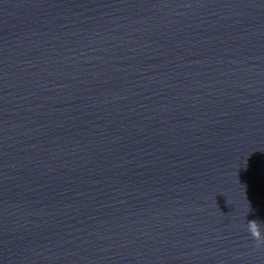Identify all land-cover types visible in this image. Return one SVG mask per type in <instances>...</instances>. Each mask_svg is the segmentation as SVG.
Listing matches in <instances>:
<instances>
[{
	"label": "water",
	"instance_id": "water-1",
	"mask_svg": "<svg viewBox=\"0 0 264 264\" xmlns=\"http://www.w3.org/2000/svg\"><path fill=\"white\" fill-rule=\"evenodd\" d=\"M264 0H0V264H264Z\"/></svg>",
	"mask_w": 264,
	"mask_h": 264
},
{
	"label": "clouds",
	"instance_id": "clouds-1",
	"mask_svg": "<svg viewBox=\"0 0 264 264\" xmlns=\"http://www.w3.org/2000/svg\"><path fill=\"white\" fill-rule=\"evenodd\" d=\"M259 224L260 222L257 221H249L248 231L250 232L251 236L255 238L256 241L264 242V236H262L259 231Z\"/></svg>",
	"mask_w": 264,
	"mask_h": 264
}]
</instances>
